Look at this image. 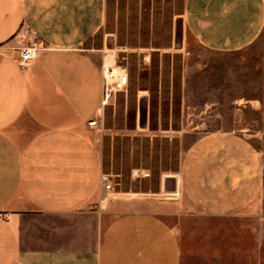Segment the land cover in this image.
<instances>
[{
	"label": "crops",
	"instance_id": "1",
	"mask_svg": "<svg viewBox=\"0 0 264 264\" xmlns=\"http://www.w3.org/2000/svg\"><path fill=\"white\" fill-rule=\"evenodd\" d=\"M105 7L0 0V264H238L235 251L221 257L214 240L199 236L216 228L191 224L262 213L264 162L236 132L198 137L157 190L112 192L100 183L87 122L102 105L111 54L86 42ZM182 18L203 47L236 51L264 31V0H185ZM29 31L46 48L22 66Z\"/></svg>",
	"mask_w": 264,
	"mask_h": 264
},
{
	"label": "rangeland",
	"instance_id": "2",
	"mask_svg": "<svg viewBox=\"0 0 264 264\" xmlns=\"http://www.w3.org/2000/svg\"><path fill=\"white\" fill-rule=\"evenodd\" d=\"M105 2L104 22L86 45L111 54L113 64L107 65L125 67L128 79L101 107V126L88 128L112 192L157 190L163 175L178 170L184 150L214 130L236 132L264 162V31L239 50L213 51L182 21V47L176 48L175 26L183 19L185 0ZM191 220L206 230L216 228L199 233L206 242L214 240L215 254L235 251L238 264L245 257L264 264V196L258 216ZM232 241L235 250L227 247Z\"/></svg>",
	"mask_w": 264,
	"mask_h": 264
},
{
	"label": "built area",
	"instance_id": "3",
	"mask_svg": "<svg viewBox=\"0 0 264 264\" xmlns=\"http://www.w3.org/2000/svg\"><path fill=\"white\" fill-rule=\"evenodd\" d=\"M28 44L18 50V60L20 65L26 66L29 62L34 60L40 50L45 49L44 43L38 39L34 31H29L28 33ZM127 72L126 68L120 65L117 66H107L103 71V97L102 105L106 102L108 97L116 90L123 88L127 83ZM101 107L98 108L96 115L89 119L87 126L90 128L98 129L102 124V111ZM100 183L102 184L104 190L111 191L112 185L110 181L109 174L101 173Z\"/></svg>",
	"mask_w": 264,
	"mask_h": 264
},
{
	"label": "water",
	"instance_id": "4",
	"mask_svg": "<svg viewBox=\"0 0 264 264\" xmlns=\"http://www.w3.org/2000/svg\"><path fill=\"white\" fill-rule=\"evenodd\" d=\"M109 47L111 45H108ZM175 47L181 48L182 47V19H178L176 21L175 26ZM146 98L140 99L139 102V118H140V124L144 126L146 124ZM164 190L167 192H173L175 190L174 187V178L173 177H166L164 179Z\"/></svg>",
	"mask_w": 264,
	"mask_h": 264
},
{
	"label": "bare ground",
	"instance_id": "5",
	"mask_svg": "<svg viewBox=\"0 0 264 264\" xmlns=\"http://www.w3.org/2000/svg\"><path fill=\"white\" fill-rule=\"evenodd\" d=\"M112 56L111 55H109L108 57H106V62H107V64H110L111 62H112ZM111 66V65H110Z\"/></svg>",
	"mask_w": 264,
	"mask_h": 264
}]
</instances>
